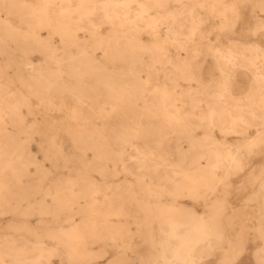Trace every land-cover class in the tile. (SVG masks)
Returning a JSON list of instances; mask_svg holds the SVG:
<instances>
[{
	"label": "bare ground",
	"instance_id": "6f19581e",
	"mask_svg": "<svg viewBox=\"0 0 264 264\" xmlns=\"http://www.w3.org/2000/svg\"><path fill=\"white\" fill-rule=\"evenodd\" d=\"M169 1L179 5L170 8ZM255 1L264 12V0ZM240 6L234 0H0V57L6 58L0 59V207L13 198L17 207L39 208L42 222L44 214L52 213L55 223L75 221L61 217L64 212L85 213L76 224H57L45 232L31 229L26 220L13 221L8 226L13 234L0 235V264H52L53 258L62 264H92L106 258L111 246L118 251L106 264H126L118 240L127 242L123 239L129 217L135 233L149 245L137 258L139 264H205L217 249L224 250L220 264H233L247 251L248 230L262 241L252 258L264 264V210L232 215L226 213V199L216 195L222 182L246 166L250 151L264 144V129L254 137L243 136L245 125H264V51L255 41L239 37L223 44V51L209 44L220 71L214 86L202 83L193 64L200 53L196 38L203 37L199 24L216 16L219 28L232 32L241 20ZM9 15L26 29L10 25ZM96 20L109 30L99 33ZM262 28L259 18L254 32ZM145 33L150 41L143 38ZM222 36L227 35L215 38ZM170 46L186 56L173 60ZM16 48L23 49L21 57L9 50ZM31 52L42 55V62L31 61ZM10 67L17 70L13 79L7 77ZM157 76L166 81L151 82ZM181 81L188 85L183 87ZM192 82L202 84L201 89ZM33 100L46 110L65 111L69 121L63 132L78 153L69 156L64 151L57 128L63 126L47 120L26 122L23 110L33 114ZM9 119L24 139L7 127ZM193 126L208 132L215 127L221 138L209 133L194 138ZM34 134L47 144L44 158L55 169L60 160L73 162L76 177L53 183L52 190L40 184L19 194L29 166H42L25 151ZM240 134L235 143L228 141ZM183 138L187 148L167 144ZM87 152L92 153L89 161ZM46 171L43 176L52 174ZM93 172L102 178L123 173L135 179L99 182L89 176ZM160 180L165 186L156 183ZM257 186L252 197H261L255 204L264 207V180ZM36 193L53 195L55 206L48 208L44 197L22 204ZM81 196H90V201L74 210ZM200 204L207 210L197 211ZM113 216L125 222L109 224ZM46 238L55 244L49 246ZM94 244L101 249L94 250Z\"/></svg>",
	"mask_w": 264,
	"mask_h": 264
},
{
	"label": "rangeland",
	"instance_id": "374dc122",
	"mask_svg": "<svg viewBox=\"0 0 264 264\" xmlns=\"http://www.w3.org/2000/svg\"><path fill=\"white\" fill-rule=\"evenodd\" d=\"M233 0H224L225 3H229ZM237 1L238 3H241L240 6V13H241V20L238 22V24L234 27L233 31H227L228 29H220V18L216 16H208L207 17V22L199 24V29L202 30L203 37L199 39V37L196 38V41L199 43V48H200V53H198L199 57L197 60L194 61V71L200 73V79L202 83L208 84L209 86H214L215 80L218 78V75L220 73L216 63L215 59L212 57L211 52L209 51L208 45L211 43H214L218 49L223 51L225 49V45L228 44V40L235 39V38H241L245 40L246 42H254L259 45V47L264 51V28L258 29L257 31L254 32L255 26H256V20L259 18H262L264 21V12H262L259 9V6H261L259 3L256 5L255 0H248V2H245V0H234ZM175 5H179V2L176 1H169L168 7L174 8ZM204 12V11H203ZM1 16L3 17V11L1 13ZM207 16V15H206ZM5 17V16H4ZM9 20V24L15 27H22V29H26V26L22 24L19 19L15 16L9 15L7 16ZM253 21V22H252ZM96 22L99 24V20ZM247 24V25H246ZM240 25V26H239ZM2 26V25H1ZM99 33H106L109 30V25H98ZM239 30H244L242 32H239ZM236 31V32H235ZM235 32V33H234ZM238 32V33H237ZM245 32V33H244ZM23 33V32H22ZM222 33L227 36H222L218 40H216V34ZM42 34L46 36L47 32L43 31ZM234 34V35H233ZM84 35V34H83ZM164 35V30L160 32V36ZM229 35V36H228ZM85 36L88 37V35L85 33ZM146 36V37H145ZM143 38L146 41H150L151 36L147 33L143 35ZM251 40V41H250ZM54 41L57 42V39ZM223 44H225L223 46ZM14 48V47H12ZM171 48V49H170ZM11 52H14L15 55L22 56L23 55V49L22 48H16V49H9ZM235 51L240 52L239 47H234ZM249 50V49H248ZM178 51V50H177ZM252 51V50H251ZM251 51H248L246 53L250 54ZM169 52L170 55L172 56L173 60L177 58V56H186V52L184 51H179L180 54H176V49L173 46L169 47ZM56 53H60V49L56 51ZM97 58H101V53L97 51L95 53ZM5 57V56H4ZM0 57L1 60L5 61L6 58ZM30 60L35 62V63H40L42 62V55L31 52L29 54ZM149 55H145V63L148 61ZM204 60V61H203ZM199 62V65H198ZM42 67H45L46 64H41ZM200 67V68H199ZM0 68L3 69V65L0 64ZM217 70V73H216ZM15 71H17L15 68L10 67L7 69V77L9 78H14ZM145 71V70H144ZM25 77V76H24ZM165 78H161L160 76L154 77L151 82L153 83H162L165 82ZM180 84L183 87H186L188 83L181 81ZM191 85L197 89H201L202 84H197V82H192ZM179 90V89H178ZM64 103H67L68 105L71 104L69 100L64 101ZM26 118V122L28 124L31 123H38L42 124L44 120H47L49 122H54L56 126H63V127H57L58 130V136L61 140L62 146L66 154L69 156H73L76 153H78L74 148L73 145L67 135V133L63 132V129L65 128L66 124L68 123V119L66 117L65 111H58L56 109L52 110H46L43 107L38 105V102L36 100L32 101V108L31 112L33 114H30L26 109L23 110ZM197 117H194L193 121H197ZM11 131L14 132L15 136L20 135L21 139L25 138L24 134H20L19 131L20 129L18 128L17 124L12 120L9 119V123L7 126ZM260 127V128H259ZM263 127V128H262ZM245 129L243 136L246 138L249 137H254L258 132L264 129L263 126H258V127H253V126H247L246 125L243 127ZM212 132L206 131L204 127H196L193 126L192 130L193 132L191 133L194 138H201L204 135H207V133L214 135L217 138H221L220 133L216 130L215 127H213ZM34 139L33 141L28 143L27 149L25 148V151L32 152V156L30 155L31 160H38V163L41 164L42 166L34 165L31 164L29 166L30 174L27 177H23V186L21 188H18L17 191L19 194H26L29 192H32L34 189L38 188L39 185H45L49 186L50 190L53 189V183H58L64 179L70 178V177H76V174L71 171V169L77 167L73 162H67L64 163L62 160L58 161V168L55 169L53 166V163L50 161L46 160L44 158V151L45 147L47 144L43 142V138L40 134H34ZM170 136V135H169ZM242 135H230L228 137V141L235 143L237 140L241 139ZM168 145L175 147L176 145H179V147H184L187 148V140L185 138L180 139L178 141L176 140H171L167 143ZM261 148V149H260ZM130 151V150H129ZM246 153V152H245ZM34 154V156H33ZM251 156L247 159V164L246 166L242 169V171L235 175L229 176L225 182H222L221 185L218 187V191L216 193L217 196L224 197L227 201L226 205V213H230L232 215H235L234 213L238 215H256V212L258 210H264L262 206L255 204V202H260L261 197H252V194L256 189L258 188L257 183L260 181L264 180V173L261 174V168L264 167V144L261 145L259 148H253L250 153ZM92 159V153L87 152L85 154V160H91ZM131 163V160H128L127 163ZM251 163V164H250ZM112 167V166H111ZM115 169H119V165H115ZM46 170L52 172V174L48 176H43L46 175ZM41 174V175H40ZM92 177L94 180H97L99 182H122L125 178H129L131 180H134L135 177L128 175L125 176L123 173L118 174L117 176H112L110 174H106L103 176H99L97 173H91L89 175ZM156 183H160L163 186H165L166 182L163 180L157 181ZM42 193V191H41ZM39 194L27 198L22 204H26L27 202H34V200H40L42 199V194ZM124 194V193H123ZM126 195V194H125ZM91 197L90 196H81L78 199V203L73 205L74 210H78L82 208L86 202H89ZM166 198V197H165ZM7 200H11V204H3L2 207H0V235L3 237V234L7 233H12L13 232L8 228V226L13 222L16 221L18 224L20 221L26 220L28 223V226L31 229H36L39 232H45V231H50L54 230L55 227L58 225L67 227L73 224H76L79 222V219L85 215V213H76L71 211V212H64L61 213V217L64 218H74L75 221H62L55 223L54 217L52 213L44 214V222L41 221V217L39 215V208H33V210H28L26 207H17L16 204L12 203L13 198H6ZM45 201L47 202L48 208L52 207L53 202V195H48L44 197ZM35 200V201H36ZM168 201V199H165ZM188 201V202H185ZM14 202V201H13ZM179 202H184L188 204L190 201L181 199ZM55 206V204H54ZM197 211L199 212H204L207 209L203 207L202 204L198 205ZM132 211H134V208H131ZM138 215V213H136ZM30 218V220H29ZM110 223L109 224H114V223H119L122 224V222H125L124 218H118V217H110ZM128 224H127V231L128 235H125L123 240H126L130 245L127 244V242H122L118 240L119 246H123L124 249L120 251V256L123 258H126L125 261H127L126 264H139L137 258L140 256V254H143L146 252V250L149 248L148 243L142 239L140 234H136V225L133 223V218L129 217ZM246 221H243L242 223L238 222V225H244ZM254 222V221H253ZM253 222H248L250 225L253 224ZM255 223V222H254ZM21 224V223H20ZM228 233L230 235H233V231H229ZM25 234V233H24ZM54 239H48L46 238V243L51 246L54 245L55 242ZM19 243V241H17ZM262 245V241L259 238H255V232L253 230H248L247 231V251L240 257V259L237 262H234L233 264H256L254 259L252 258V252L254 251L255 248H258ZM101 244H94L92 248L96 251H99L101 249ZM135 251L131 252V251ZM118 250L111 247H108V255L106 258L101 259L99 261L94 262L92 264H106L107 260L111 258ZM224 250L217 249L215 251V254L213 257H211L209 260L205 262V264H220L221 263V257H222V252ZM139 254V255H138ZM227 254H230L227 252ZM57 259V260H56ZM128 259V260H127ZM251 259V260H250ZM52 264H62L60 259L58 258H53L52 259Z\"/></svg>",
	"mask_w": 264,
	"mask_h": 264
},
{
	"label": "crops",
	"instance_id": "0c3cea01",
	"mask_svg": "<svg viewBox=\"0 0 264 264\" xmlns=\"http://www.w3.org/2000/svg\"><path fill=\"white\" fill-rule=\"evenodd\" d=\"M242 31H244V30H241V31L239 30V32H242ZM242 85H245L244 87H246L247 86V82L246 81H243L242 82Z\"/></svg>",
	"mask_w": 264,
	"mask_h": 264
}]
</instances>
